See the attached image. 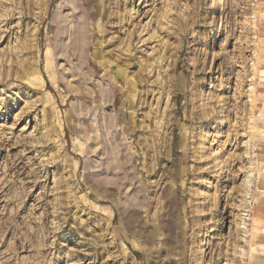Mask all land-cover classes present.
Here are the masks:
<instances>
[{"label":"rangeland","instance_id":"1","mask_svg":"<svg viewBox=\"0 0 264 264\" xmlns=\"http://www.w3.org/2000/svg\"><path fill=\"white\" fill-rule=\"evenodd\" d=\"M0 264H264V0H0Z\"/></svg>","mask_w":264,"mask_h":264},{"label":"bare ground","instance_id":"2","mask_svg":"<svg viewBox=\"0 0 264 264\" xmlns=\"http://www.w3.org/2000/svg\"><path fill=\"white\" fill-rule=\"evenodd\" d=\"M217 4H218V2H216V5H217ZM99 27H100V26H99ZM76 29H77V28H76ZM76 29H75V31H77ZM217 32H220V29H218ZM76 33L78 34L79 31H77ZM120 73H121V72H120ZM250 117H251V116H250ZM252 117H253V116H252ZM205 139H206V138H205ZM205 142H206V141H205ZM235 228H236V226H233L232 229H235ZM201 247H202V248H201L200 250H198V254H199V255H202V254H204V253L207 251L206 245H202Z\"/></svg>","mask_w":264,"mask_h":264}]
</instances>
